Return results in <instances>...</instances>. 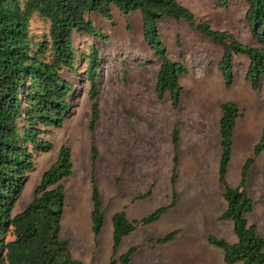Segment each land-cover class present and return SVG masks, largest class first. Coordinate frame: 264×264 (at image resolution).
<instances>
[{"label": "rangeland", "instance_id": "rangeland-1", "mask_svg": "<svg viewBox=\"0 0 264 264\" xmlns=\"http://www.w3.org/2000/svg\"><path fill=\"white\" fill-rule=\"evenodd\" d=\"M178 1L211 27L232 33L242 43L258 45L244 19L245 1L231 0L226 7L213 0ZM91 17L101 35L73 33L74 68L77 72L67 69L61 72L73 87L68 94L71 114L61 127L52 128L44 136L52 144L50 150L32 152L34 168L27 173L13 214L31 201L33 189L43 171L56 158L61 145L68 147L69 140L75 144L76 151H81L75 162L76 169L81 172L87 168L89 158L85 152L82 154L86 133L89 135L91 172L98 161L110 166L124 164L133 149L141 151L137 154L146 168L157 161L155 165L163 169L169 167L174 154H177L171 145L172 130L176 129V145H188V200H183L181 207L168 209L157 221L137 227L124 236L116 249L115 258L136 244L137 254L132 264H227L223 260L222 249L207 240L211 234L230 244L237 241L231 222L219 220L226 206L224 188L218 180L219 105L232 101L242 112L232 135L225 181L228 186L236 187L245 160L254 157L246 174V191L253 202L252 211L246 217L264 238V150L253 156L254 146L264 127V124L258 126L261 115L264 117V80L258 91H253L244 78L248 57L236 55L233 59L234 80L230 87H226L217 67L222 47L190 28L185 21L165 18L158 22V28L167 55L188 69V73L179 78L184 93L178 107L172 108L169 96L165 94L160 98L155 91L160 61L143 39L140 12L136 10L124 16L114 9V25L98 14ZM47 31L48 21L33 14L29 20L31 39L40 40ZM93 48L97 49L100 58L99 118L93 132H87L91 103L84 71L87 55ZM92 146L96 148L94 158ZM122 148L128 151V155L121 156ZM176 156L178 159V154ZM166 161L170 164H165ZM176 175L175 164V178ZM79 180L81 189L78 185L64 184L68 200L65 202L64 191L59 236L69 242L73 257L84 264H109L112 254L111 215L119 210H113L117 202L111 203L103 212L100 238H94L90 213H84L86 208L90 209V183L81 175ZM159 206L156 198L148 197L137 200L129 214L136 215L135 218L147 216ZM74 218L80 221V227L70 225ZM171 230H178L172 240L162 244L156 242V238ZM158 245L162 251L161 258L154 250Z\"/></svg>", "mask_w": 264, "mask_h": 264}, {"label": "trees", "instance_id": "trees-1", "mask_svg": "<svg viewBox=\"0 0 264 264\" xmlns=\"http://www.w3.org/2000/svg\"><path fill=\"white\" fill-rule=\"evenodd\" d=\"M213 1L226 7L231 0ZM243 1L247 4L244 19L257 46L242 43L232 33L211 27L178 0H0V264H84L73 257L69 242L59 236L64 211V189L59 182L72 172L70 150L66 145L59 147L55 160L43 171L31 201L13 214L27 173L34 168L32 152L50 150L52 144L44 136L52 128L61 127L71 114L68 94L73 87L61 72L63 69L77 72L73 33L100 36L92 14L114 25V9L124 16L138 10L142 17L143 39L160 61L155 91L160 98L167 94L171 107L177 108L184 93L179 78L187 74L188 69L180 61L168 57L158 22L165 18L183 20L190 28L219 44L222 55L217 67L226 87L234 80V56L246 55L249 62L244 78L253 91H258L264 80V0ZM35 13L48 21L46 36L37 41L29 34V20ZM87 61L84 73L91 103L87 128L93 132L99 118L100 58L96 48L87 55ZM219 106L218 180L223 185L226 202L219 220L232 223L237 241L230 244L211 234L207 240L222 249L227 264H264V238L246 217L253 205L246 191V174L254 157L245 160L236 187L228 186L225 181L235 120L242 112L232 101L221 102ZM172 143L177 144L176 129L172 132ZM91 148L94 158L96 148ZM262 150L264 127L253 156ZM174 179L175 168L172 182ZM91 198V229L96 238L102 228L103 212L94 181ZM163 210L158 208L140 220H128L123 211L115 213L109 264H130L135 246L115 258L122 238L139 225L156 221ZM175 234L176 231L169 232L156 242L170 241Z\"/></svg>", "mask_w": 264, "mask_h": 264}, {"label": "crops", "instance_id": "crops-1", "mask_svg": "<svg viewBox=\"0 0 264 264\" xmlns=\"http://www.w3.org/2000/svg\"><path fill=\"white\" fill-rule=\"evenodd\" d=\"M220 116H221V111H220ZM220 116L218 119V134H219ZM235 121L236 123L234 126L233 134L235 133V129L237 127L236 125H237V122L239 121L238 118ZM262 124H264V117L261 115L258 126ZM258 129L259 128H257V130ZM87 132H89V130ZM84 138L82 141V145H84L85 149L82 151V154L85 152L86 155L89 156V158L86 161L87 168L84 170V172H81L76 169L75 162L77 158L81 156L79 155L77 157L78 153H81V151H78V150L76 151L75 144L69 140L68 147L70 148L72 172L69 176L64 177L65 180L60 181L61 182L60 184L64 188L65 202H67L68 195L66 194L67 190L65 189V186H64L65 182L68 186L73 187V185H78L80 187L81 186V182L79 180L80 175L87 182L89 181L91 203H90V209L86 208V210L84 211L85 214H89V213L91 214V211H92V198H91L92 188L91 187H92V181L94 180L96 182V186H97L98 193H99V199L101 202V211L104 212L105 209L111 203L117 202L113 210H116L119 208L117 212L123 211L128 220H140L146 217L145 215L142 217L135 218L136 215L129 214V211L131 212V209L133 208L134 203L137 200L147 199L148 197L156 198L157 204L160 205L159 207H156V209L164 208L163 212L160 214V217L168 209H173L175 206L177 208L181 207V205L183 204V200L184 201L188 200V145L185 147L184 145L182 146V143H179L178 146L176 145L175 147L173 143H171L173 152L177 153L179 158L177 159V156H176L177 154H174L175 155L174 157H176L175 163H174V160L171 161V164L167 163L166 161L165 164L167 165L170 164V165L169 167L166 166L163 169H161L162 167H159V165H155L157 161L151 162L150 165H148V167L146 168L145 164L141 163L139 154H137L139 152L141 153V151H139L138 149H133V152L130 154V156L126 157L124 164L119 165L117 163V164H113L112 166H110L109 164H101L98 161L94 167V171L91 172V168H90L91 155H90V151L88 148L89 147L88 133L84 135ZM219 152H221L220 145H219ZM124 155H128V151L125 148H122L121 156H124ZM219 158H220V154H219ZM175 164H176L177 175H176L174 182H172V175H173V169L175 168ZM117 212L114 211V213L111 215V223H112V216ZM79 223L80 221L74 218L73 223H71L70 225L80 227ZM149 224L139 225L138 227L146 226ZM172 231H178V230H171V231L166 232V234ZM161 237H158L156 239H159ZM97 238L98 239L100 238V232ZM145 238L146 236L144 237V239ZM133 246L137 247L136 244H134ZM158 247L159 245L154 250L156 251V255H158L161 258L162 251L158 249ZM135 251L132 254L130 264H132L133 258L137 254V252Z\"/></svg>", "mask_w": 264, "mask_h": 264}]
</instances>
